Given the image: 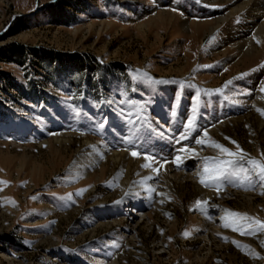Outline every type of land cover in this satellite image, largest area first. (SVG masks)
Returning <instances> with one entry per match:
<instances>
[{"label": "rangeland", "instance_id": "obj_1", "mask_svg": "<svg viewBox=\"0 0 264 264\" xmlns=\"http://www.w3.org/2000/svg\"><path fill=\"white\" fill-rule=\"evenodd\" d=\"M234 8L0 0V264H264V231L223 226L251 224L225 210L264 222L258 177L248 190L200 183L205 158H228L211 142L238 145L245 166L264 159V40L249 56L231 47L237 16L210 32ZM92 146L189 166L143 171L108 155L82 176ZM148 178L159 190L149 206L132 197Z\"/></svg>", "mask_w": 264, "mask_h": 264}, {"label": "bare ground", "instance_id": "obj_2", "mask_svg": "<svg viewBox=\"0 0 264 264\" xmlns=\"http://www.w3.org/2000/svg\"><path fill=\"white\" fill-rule=\"evenodd\" d=\"M173 2H175V1H173ZM209 2H216V3L226 2L228 4H231L232 6H235V8L233 10H230V11L226 12L225 14L221 13V14L215 15L216 17L214 19H215V22L217 23V25L214 23L215 26L214 27L212 26V28L210 29V32L212 33L214 30L220 29L222 25L230 23L233 16L234 17L237 16L240 18L241 22L236 27L234 26L233 28H231L232 30L230 31V33L228 35V40H226V41L228 42V44L231 47H233L235 50H237L241 54L245 52V54L249 56L250 54L254 53L255 45L257 43L261 42L262 40H264V0H209ZM184 12L185 13H184L183 23H182L181 27L185 31L186 27L188 26V22H189V20H188L189 16L187 13H190V12H186V11H184ZM47 131L50 134L51 138H53L55 141H58V137L61 135V134H59L60 133V127L55 123L54 119L51 120V124L47 128ZM22 135H23V133L20 136H22ZM120 148H122V147L116 146V149H114L112 151L110 149V151H109L108 148L104 149V150H98V148L96 146H92L91 147L92 151L90 153H88L87 156H85L84 160H82L81 163H77L78 168L80 169L79 174H81L82 176L86 175L89 170H91L94 166H96L97 163H99L100 161L103 162L108 155L115 156L116 157V159H114L115 162L123 161L125 164H130V163L135 162L136 163L135 167L141 166L144 168L143 171H145V169H146V171H148V170L153 171L154 169H157L158 165L161 168H163L165 166H169L167 169L169 171L173 170V168H175V169L178 168L180 170H186L189 166L187 164L188 163L187 161H186L187 162L186 164L180 163L181 165L178 167L175 166L173 164V162H170V165H168V163H165V161L170 160V158H168V157H170L169 154H165V156H168V157L167 158L165 157L163 159L164 163H163V161L162 162L160 161L159 164H157V165H154L153 163L156 164V162L150 161V159L144 160V156H140V158H138V156H136L137 159L135 161L134 160L135 158L131 155V153H132L131 151L126 150L124 148H123V150H120ZM119 150H120V152H119ZM161 151L162 150H160L159 152H161ZM159 155H160V153L158 154L157 158H159ZM194 155H195V153H194ZM187 160L191 161V157L190 158L188 157ZM145 164H149L150 167H144L143 165H145ZM164 169L166 170V168H164ZM149 174H150V172H149ZM147 175L148 174L146 172V175H144V176L146 177ZM157 176H158V173H157ZM197 176H199V175H197ZM149 178H148V180H150ZM150 182H152V181L151 180L147 181L146 182L147 185H144V186L137 184L138 186H135L136 190L134 191V195L132 196L133 199H135L140 192L141 193L144 192L146 194L144 197L147 200V203H145V205H147V206L150 205L149 202H151L152 199L154 200L155 193L159 191V190L157 191L158 181L154 182L152 184H150ZM137 215L141 216V214H137L135 212L134 216H137Z\"/></svg>", "mask_w": 264, "mask_h": 264}, {"label": "snow or ice", "instance_id": "obj_3", "mask_svg": "<svg viewBox=\"0 0 264 264\" xmlns=\"http://www.w3.org/2000/svg\"><path fill=\"white\" fill-rule=\"evenodd\" d=\"M231 81L226 82L227 84H230ZM264 91V88L261 89ZM217 92H221L222 89L216 90ZM196 109H193V112H195ZM258 111L261 112V115H264V110L258 109ZM195 117L193 116L189 121L187 122L186 127L188 129H191L194 125ZM205 136H207V132L204 133ZM205 141L203 139L197 140V144H203ZM235 143V142H232ZM211 147H214L218 149L221 153H223L227 159H220V158H205L203 172L200 176V183L205 187L215 186L216 190L219 191V182L224 180H234L238 181V186L244 187L245 184H247V187L245 190H248L251 188L252 185V175H255L258 177L259 181L261 182L262 186H264V159L257 160V159H247L246 165L243 163H240L241 161H245L246 153H243L242 150L239 149V146L237 145V151L232 152L229 151V149L223 147L222 145L211 142ZM182 151H186L182 149ZM134 157L138 156L139 154L137 152L131 153ZM145 160L150 159L149 157L145 156ZM181 158L179 156L176 157V160L179 161ZM144 167H150L149 164L143 165ZM154 171H159L158 169H154ZM79 194V193H78ZM264 195V193H261ZM71 195V194H70ZM70 198V196H69ZM200 201H197V205H200ZM206 203V202H205ZM226 215L224 217L225 220H227L229 217L238 218L239 220L243 221H251V224L248 225H240L237 226L235 222L233 223H224V227H232L233 231H239L242 235H252L255 233V231H264V222H261L259 220H255L254 218H250L246 215H241L239 213H233L225 210ZM258 226L257 228H254L252 231H244L245 228H249L251 226ZM187 235V233H185Z\"/></svg>", "mask_w": 264, "mask_h": 264}, {"label": "trees", "instance_id": "obj_4", "mask_svg": "<svg viewBox=\"0 0 264 264\" xmlns=\"http://www.w3.org/2000/svg\"><path fill=\"white\" fill-rule=\"evenodd\" d=\"M3 53V52H2ZM1 55H4V57H0L1 60H5V54H1Z\"/></svg>", "mask_w": 264, "mask_h": 264}]
</instances>
